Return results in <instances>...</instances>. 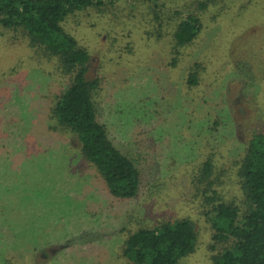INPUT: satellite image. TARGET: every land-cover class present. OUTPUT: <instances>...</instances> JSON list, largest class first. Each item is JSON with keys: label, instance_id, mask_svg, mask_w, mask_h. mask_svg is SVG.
<instances>
[{"label": "rangeland", "instance_id": "374dc122", "mask_svg": "<svg viewBox=\"0 0 264 264\" xmlns=\"http://www.w3.org/2000/svg\"><path fill=\"white\" fill-rule=\"evenodd\" d=\"M189 13L200 32L177 48ZM63 26L90 53L98 119L139 167L140 190L112 196L73 135L50 129L69 75L0 26V264H132L122 255L130 233L181 218L198 241L178 264H211L228 243L214 239L195 177L210 158L225 200L243 206L234 163L264 131V0H115Z\"/></svg>", "mask_w": 264, "mask_h": 264}, {"label": "trees", "instance_id": "16d2710c", "mask_svg": "<svg viewBox=\"0 0 264 264\" xmlns=\"http://www.w3.org/2000/svg\"><path fill=\"white\" fill-rule=\"evenodd\" d=\"M114 1L0 0V26L22 31L32 47L57 58L61 71L69 75V82L50 108L49 119L55 125L50 129L61 127L73 135L77 144L74 147L95 167L112 196L132 199L140 190L141 171L99 121L94 93L100 79L90 76L88 50L63 26L67 17L78 10ZM209 2H202L200 7L205 8ZM200 29L197 14L189 13L177 24L173 35L175 46L191 44ZM197 77L196 71L190 73L189 86L198 84ZM50 153H46L49 159ZM234 164L242 207L225 200L220 182L213 176L210 158L203 162L195 177L201 184L199 195L203 196L205 213H213V237L216 242L228 243L211 256V264H264V131L252 134ZM197 241L191 219L166 220L130 233L123 242L122 255L132 264H178L195 250Z\"/></svg>", "mask_w": 264, "mask_h": 264}]
</instances>
